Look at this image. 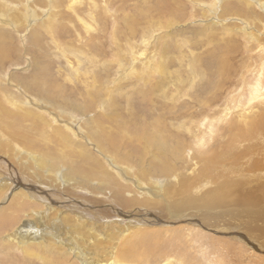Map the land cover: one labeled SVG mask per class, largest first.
Segmentation results:
<instances>
[{
    "label": "rangeland",
    "instance_id": "1",
    "mask_svg": "<svg viewBox=\"0 0 264 264\" xmlns=\"http://www.w3.org/2000/svg\"><path fill=\"white\" fill-rule=\"evenodd\" d=\"M241 1L250 11L247 15L245 9L224 8L227 0H21L19 5L0 0V27L12 36L10 57L0 66V90L7 88V94L0 91V142L21 153L4 157L31 172L37 165L30 166L27 148L46 160L55 159L48 184L56 182L63 189L74 185V192H84L103 208H117L112 191L90 187H103L105 177L113 188L116 180L132 184L140 197L147 192L139 187L154 188L165 208L186 176L195 180L183 189L192 194L245 179L239 191H254V198L260 195L264 203V182L255 181L257 172L264 178V96L252 99L259 79L264 89V0ZM18 9L26 14L13 20ZM18 21L25 26L20 28ZM147 59L151 61L146 65ZM224 60L225 74L215 93ZM35 78L40 82L36 88ZM251 120L254 130L233 129ZM176 136L183 141L177 142ZM199 137L205 138V145L199 144ZM94 159L105 164L110 178L92 175L88 186L70 177L65 184L64 174L74 176L72 166L90 171ZM128 165L145 183L123 175ZM10 201L0 196L3 215L13 212ZM25 207L16 213L19 222L34 217V210L43 211L38 201ZM189 215L187 221L147 235L146 245L137 242L129 247V258L122 252L113 263L133 264L135 257L139 264H177L183 259L187 264H209L217 248L226 251L227 241L233 250L226 264H264V245L260 249L249 244V231L261 223L250 210H239L233 218L241 225L234 234L214 232ZM3 218L7 224L0 226V264H86L60 241L50 246L41 235L25 246L10 241L19 222L8 225V217ZM122 233L116 244L127 242L130 231ZM101 236L93 243L105 241L108 258L115 250L113 242Z\"/></svg>",
    "mask_w": 264,
    "mask_h": 264
},
{
    "label": "bare ground",
    "instance_id": "2",
    "mask_svg": "<svg viewBox=\"0 0 264 264\" xmlns=\"http://www.w3.org/2000/svg\"><path fill=\"white\" fill-rule=\"evenodd\" d=\"M13 1L15 2V5L16 3L18 5L22 3L21 0H13ZM226 7H229L232 10H236V11L245 9L244 14L246 15L250 13V11L247 10L246 4L242 2L241 0H227L224 8ZM25 14H26L25 9H20V10L18 9L16 11H13L12 13V16L14 18L13 20H16V19L19 20ZM19 22L20 21H18V24H20ZM20 25H21L20 26L21 28L23 27L24 24L23 25L20 24ZM128 28L133 29L134 27L132 26V24H129ZM134 33L135 31L133 30L132 34ZM94 36H93V39H94ZM10 39L12 41L11 34L9 32H6L4 29L0 27V66L1 67H3V65L5 64V61L10 57V52L12 51V47L9 46ZM126 43H128V41ZM146 44L149 45L151 43L147 42ZM133 45L135 46V44ZM151 48H152V45L148 49H150V52H153L154 48L152 49ZM145 49L143 51H145ZM130 51L129 53H131ZM142 60L144 61V59ZM150 61H151L150 59H147V61L144 63L147 65ZM129 62L127 64H129ZM225 63L226 61L224 60L221 63V65L219 64V70L217 72L218 74L217 77L219 78L216 81V83H214L216 86H218L216 90L214 91L215 93H217L216 91H219L218 81L220 80V77H224L225 65H226ZM128 71L130 72V70ZM259 75H263V74L260 73ZM42 77L44 78V76ZM41 80L44 81L45 79L44 80L41 79ZM32 83L34 87L36 88L40 82L38 81V78H35V79H32ZM100 87L102 89V86ZM209 88L212 89L214 88V86L211 85ZM262 89H263V79H259L257 84H255L254 86V92H253L252 99H257V97L264 96V93H263L264 89L263 90ZM0 91L2 95L7 94V88L5 87L2 88ZM7 96L10 100L11 99L13 100L12 96H9V95ZM0 97L2 98L1 95ZM0 109H1V105H0ZM1 112L5 113L4 110H2ZM134 114L132 113V115ZM154 120L158 121L159 117L155 118ZM235 122H237V120ZM233 124L234 123H232V125ZM255 125L256 123L253 124V121L251 120L245 123L244 125L235 124L233 129L238 128V129H246V130L252 131L254 130ZM63 138H64L65 144H67L68 140L66 139V137L64 136ZM175 139L179 143L183 141V138L181 136H176ZM198 142L200 145H205L206 140L203 137H199ZM0 146H2L3 148L2 153H5V155L0 153L2 156L0 157V196L5 197L6 199L9 198V200H11L10 202L13 205L12 208L14 207L11 215L8 213L3 215V212L5 210L4 208L0 206V217H2V219L0 220V226L4 227L7 224L6 223L7 220L6 218H3V216L8 217L7 218L9 221L8 225L13 224V222H16V221L19 222L20 215L16 213H19L21 208H25L24 210L26 211L27 209L25 205H27L28 207V204L32 203L33 201H38L39 203L41 202V206H43L41 208V210L43 211H35L33 209L34 211L32 215H34V217L31 216L32 218H29V217L24 218L23 220H21L19 223L16 224L13 231L11 230L12 233L10 232V235H9L11 237L10 241H16V243H18L20 246L27 245V243H30L31 239H34L37 236L41 235L40 239H43L49 242L50 244L49 243L48 244L50 246L54 245L56 243L55 241H60L67 248H69L70 251H73L77 257H79L81 260H84L86 264H115L119 262L122 252H124L126 258H129V254L131 253L130 248H135V245L137 242L145 244L146 242L144 241L147 240V235L151 234L152 232H159L160 230L162 231L163 229L161 228H164V231H165L167 229L166 227L173 224V222H175V225H177L179 221L181 220L182 222L187 221L188 219H190V215H189L190 212L194 214L191 217L192 220L197 219L196 221L201 223V226L203 224L202 222L207 223L210 226H207V224L206 226L204 225L203 226L205 228L211 229L214 232H217L223 229V230H226L229 234L238 233L237 232L238 227L241 225L240 223H237L236 220L233 218L238 216L239 210H244V211L250 210L261 223L263 222V225H261L260 223L256 225L254 228H252L251 231H249V236H251V239L249 238L248 239H249V244L255 245V247L257 248L262 249V246L264 245V203L260 201L261 200L259 197L260 195H258L259 200L254 198L255 196L254 191L251 192V191H248L247 189L245 191H241V192L239 191L240 189L238 186H240L241 184L240 186L241 188L243 186V183L245 182V179H244V182L243 180L227 182L226 185L224 183H221L220 185L215 186L214 188L211 187L205 193L198 192L196 194L194 193L192 194L190 191L187 192L186 190H183V189H189L188 185L190 183L191 184L194 183L195 180L191 179V177H188V176L183 177L186 179H183V184L177 191H175L176 194L172 196L173 197L172 201L168 203V206H166L167 208L174 207L172 211V209L165 208L164 199L158 198L159 193L155 191L154 188L152 187L148 188V185H144V187L145 186L147 187L145 189H143L142 187H139L141 192L148 193V194L144 193L141 197L137 195L138 191L135 190L134 186L126 181L125 182L127 185L125 184L126 185L125 186L124 184H121L118 180H116L115 181L116 188H113L111 184L109 183L110 181H108V179L105 177L104 180L102 179L100 181L103 187L98 186L100 184H98L97 186H94V185L91 186L89 180L92 175L99 174V175L107 176L108 174L104 167L105 164L103 165L102 162L99 161L98 159L93 160L94 165H91L93 167L89 165L91 168H93V170H90V171L82 170V167H79L77 165L72 166V171L74 170V176L70 172L66 173V175L64 174L63 176L65 178L66 185L69 184L67 183V181H70L72 177H77L78 180L79 179L81 180V183L91 186L90 188L93 190H95V188L97 187L98 189L96 190L105 189L107 191L110 189V191H112L113 195L115 196L117 200L116 202L117 208L114 207V205L111 207L108 205L106 208H103L97 205V203H94L91 199L88 198V196L84 195V192H78V193L74 192V185L69 186L68 189H65V188L63 189L61 188L62 186L61 185L59 186V184H56V182L54 183L52 182L51 184H48V182H50L48 178H50L51 176L54 177V175L52 174L54 173L55 170L51 167V165L54 163L55 159L50 158L46 160L45 157H42L41 155H38L36 152L27 148L25 152L27 154L26 157L29 156L30 166H33L34 163L37 166L31 167L32 169H34L33 172L22 171L20 168L17 167L13 159H8L10 158V156L12 157L13 154H17V156L18 155L21 156V153H19V151L16 148L14 149L12 145L10 144L4 145L0 142ZM7 151L11 152L12 154L8 155ZM4 156L8 158H5ZM26 157H22L19 160L20 163H22L23 158H26ZM88 163H91V162H88ZM43 168L47 170V171L46 170L44 171L47 174L43 173ZM124 168L125 170L123 171V175L128 176V174H131L133 176L138 177L136 175V172H134V170L132 171L129 169L131 168V166L128 165L127 167H124ZM162 169L164 170L167 168L166 166H164L162 167ZM262 173L264 175V172ZM140 174L145 175V169L140 170ZM44 176L46 178H44ZM107 177L110 178V176H107ZM255 177L256 179L246 178V181L247 180L252 181L253 179H255V181L264 182L263 181L264 178L260 172H257L255 174ZM96 179L98 180V178ZM44 180L47 182H45ZM186 180H189V181H186ZM140 181L145 183L141 179ZM164 198L168 199L167 196ZM25 201H27L28 203L27 202L25 203ZM36 205H39V204H36ZM157 206H160V207L157 208ZM159 208H162L165 210L167 209L166 213L163 210L160 211ZM174 210H178L179 212L175 214ZM30 214H31V211H30ZM144 220L148 221L147 224L144 222ZM234 224H236V226H234ZM181 225H183V223ZM124 230L130 231L129 236H127L126 238L127 242H124L123 244H116V240H118L117 239L118 235L124 232ZM101 235H105L107 239H112V242H113L112 247H114L115 250L114 251L111 250L112 254L108 258L104 257V255L108 251V247L103 246L105 241L103 242V245L93 243V241H95L97 238L102 237ZM224 245L226 246V249H225L226 251L222 250L221 248H217V250H215L216 259L212 260L209 264H226L224 259H226L229 253L232 252L233 247L229 245L227 241H226V244ZM96 251L98 252L97 255L98 254L99 255L101 254V255L100 256L94 255ZM115 251H118L117 255L115 254ZM116 258L118 260H116ZM133 258L135 259L132 261L134 262L133 264H137L138 260L135 257ZM170 259L171 258H169V262L171 261ZM261 261L263 260H260L259 262ZM176 262L177 264H187L185 259L181 261L176 260Z\"/></svg>",
    "mask_w": 264,
    "mask_h": 264
}]
</instances>
